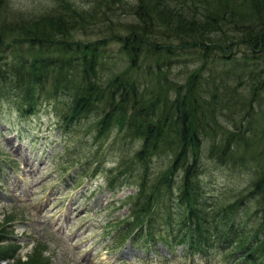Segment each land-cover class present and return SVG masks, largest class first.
<instances>
[{"label":"trees","instance_id":"1","mask_svg":"<svg viewBox=\"0 0 264 264\" xmlns=\"http://www.w3.org/2000/svg\"><path fill=\"white\" fill-rule=\"evenodd\" d=\"M85 1L0 0V96L16 100L21 115L59 100L53 110L62 126L86 122L93 145L117 129L108 185L135 189L118 245L150 244L158 233L173 253L155 251L166 261L264 264V0ZM92 24H111L109 33L90 39ZM181 56L183 77H172ZM218 61L229 64L225 74ZM133 144L138 150L128 153ZM203 149L218 166L253 170L231 203L205 195ZM6 170L2 163L1 179ZM4 241L0 235V263L9 264L18 246ZM36 249L12 264H46Z\"/></svg>","mask_w":264,"mask_h":264},{"label":"rangeland","instance_id":"2","mask_svg":"<svg viewBox=\"0 0 264 264\" xmlns=\"http://www.w3.org/2000/svg\"><path fill=\"white\" fill-rule=\"evenodd\" d=\"M78 1H83L84 6L87 4L85 0ZM123 16L118 15L119 21H132L131 17ZM109 17L112 18V15ZM119 21L113 23L118 25ZM110 26L92 24L91 33L94 36L90 39H101L109 33ZM114 43L109 46L115 52L120 44ZM104 61L110 63L107 56ZM185 61L184 56L178 59L172 77H183L178 73L180 66H185ZM218 62L216 68L225 74L229 64ZM198 66L199 61L192 62L189 68ZM244 70L248 72L246 68ZM110 71L107 69L105 73L110 75ZM113 72L116 73L117 69ZM239 73H243L242 68ZM178 82H182V79ZM1 98L0 166L3 163L7 169L0 178V235L6 238L1 245L11 242L18 246L9 264L15 258L21 259L20 262L27 261L29 256H33L34 248H37L36 261L46 264L206 263L199 257H195L193 262L189 259L185 262L181 259H141L138 255H150L155 245L161 244L158 233L152 237L150 245L139 238L132 247L128 244L129 240L118 245L116 238H120V222L127 214L125 201L134 194L135 189L108 185L110 176L107 170L115 166L119 157L115 144L111 146L117 129L108 138L105 136L101 139L100 144L93 145L95 132L86 129V122L81 121L78 127L72 126L70 129L62 126L58 114L53 110V104L59 100L51 99L50 104L43 102L34 113L21 115L16 100ZM220 118L222 122L228 120ZM80 142L81 145H78ZM77 147L85 153L75 156L72 152ZM129 148L128 153L135 148L138 150L137 144ZM96 151H100L99 154L91 157ZM207 155V149H203L201 165L205 169L202 177L206 183L205 195L220 197L222 193V197L231 203L238 192L250 184L254 177L253 170L241 165L218 166ZM161 160L162 157L157 156L156 160L152 159L151 165L158 168L163 162ZM247 210L248 214L254 212L252 203H247ZM127 248L130 258H123L121 252H128ZM213 264L224 263L218 257Z\"/></svg>","mask_w":264,"mask_h":264},{"label":"bare ground","instance_id":"3","mask_svg":"<svg viewBox=\"0 0 264 264\" xmlns=\"http://www.w3.org/2000/svg\"><path fill=\"white\" fill-rule=\"evenodd\" d=\"M110 142V141H109ZM108 144V143H107ZM103 151V150H102Z\"/></svg>","mask_w":264,"mask_h":264}]
</instances>
